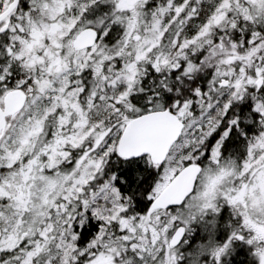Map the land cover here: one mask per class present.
I'll return each instance as SVG.
<instances>
[{"label":"snow or ice","instance_id":"1","mask_svg":"<svg viewBox=\"0 0 264 264\" xmlns=\"http://www.w3.org/2000/svg\"><path fill=\"white\" fill-rule=\"evenodd\" d=\"M261 174L264 0H0V264H264Z\"/></svg>","mask_w":264,"mask_h":264},{"label":"flooded vegetation","instance_id":"2","mask_svg":"<svg viewBox=\"0 0 264 264\" xmlns=\"http://www.w3.org/2000/svg\"><path fill=\"white\" fill-rule=\"evenodd\" d=\"M217 138L216 134L211 137L210 144H214L215 139ZM242 138L236 133L233 132L229 138L226 139L222 151L225 157H228L229 155H235V150L238 148V146L241 143ZM227 207V206H226ZM228 210V208H227ZM223 211V210H221ZM227 219L224 220H218L217 225V231H216V239L218 241H223L227 235V229L224 227V225L227 223L229 218V211L228 215L226 217ZM221 219V218H219ZM205 241V238H202ZM184 240H187V243H191L194 240V236L190 235L188 232L186 233V236ZM183 240V241H184ZM236 261H240L242 264H250V256H249V246L244 244L243 242H236L234 244V251L227 257H225V264H235Z\"/></svg>","mask_w":264,"mask_h":264},{"label":"rangeland","instance_id":"3","mask_svg":"<svg viewBox=\"0 0 264 264\" xmlns=\"http://www.w3.org/2000/svg\"><path fill=\"white\" fill-rule=\"evenodd\" d=\"M41 41L43 39V37L41 36ZM211 138V137H210ZM209 138V139H210ZM221 210V213L218 214V220H226L227 218V215H228V210H227V207L225 206L224 208H222ZM221 218V219H219ZM211 219V215H207L205 216L204 220L201 221V220H198V221H195L193 222L190 227L192 229L191 233H189L190 235H193L194 236V239H196V237H198V239L196 240L195 243H182V245L180 246V252L183 254V259L180 261V264H189V261H190V256H189V253L192 252V250L194 251L195 249V246L198 244V243H202L204 242V239L202 238H205V241L207 240L208 238V235L207 233L204 231V225L205 223ZM197 225H200V228H197ZM198 234V235H197ZM205 260L207 259V257L204 258Z\"/></svg>","mask_w":264,"mask_h":264},{"label":"clouds","instance_id":"4","mask_svg":"<svg viewBox=\"0 0 264 264\" xmlns=\"http://www.w3.org/2000/svg\"><path fill=\"white\" fill-rule=\"evenodd\" d=\"M257 181L258 183L256 187L260 189V193H261L260 197H258L257 199L259 201H264V174H261V176L257 178Z\"/></svg>","mask_w":264,"mask_h":264},{"label":"trees","instance_id":"5","mask_svg":"<svg viewBox=\"0 0 264 264\" xmlns=\"http://www.w3.org/2000/svg\"><path fill=\"white\" fill-rule=\"evenodd\" d=\"M210 140H211V138L208 141L209 143H210ZM197 228H200V225H197ZM197 239H198V237H196V239H194L192 243H195ZM192 252H193V250H192ZM235 264H242V263L240 261H236Z\"/></svg>","mask_w":264,"mask_h":264},{"label":"water","instance_id":"6","mask_svg":"<svg viewBox=\"0 0 264 264\" xmlns=\"http://www.w3.org/2000/svg\"><path fill=\"white\" fill-rule=\"evenodd\" d=\"M185 234H186V233H185ZM184 237H185V236H184ZM184 237L182 238V241H183ZM182 241H181V242H182Z\"/></svg>","mask_w":264,"mask_h":264}]
</instances>
